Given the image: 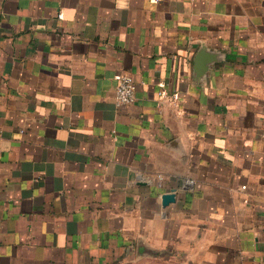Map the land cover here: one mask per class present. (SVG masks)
I'll list each match as a JSON object with an SVG mask.
<instances>
[{"label":"crops","instance_id":"obj_1","mask_svg":"<svg viewBox=\"0 0 264 264\" xmlns=\"http://www.w3.org/2000/svg\"><path fill=\"white\" fill-rule=\"evenodd\" d=\"M0 264H264V0H0Z\"/></svg>","mask_w":264,"mask_h":264},{"label":"built area","instance_id":"obj_2","mask_svg":"<svg viewBox=\"0 0 264 264\" xmlns=\"http://www.w3.org/2000/svg\"><path fill=\"white\" fill-rule=\"evenodd\" d=\"M137 84L133 75L121 74L118 76V84L115 90V100L117 105H130L136 101ZM163 94V92H161ZM195 186L193 179H186L182 187L187 190H191Z\"/></svg>","mask_w":264,"mask_h":264},{"label":"water","instance_id":"obj_3","mask_svg":"<svg viewBox=\"0 0 264 264\" xmlns=\"http://www.w3.org/2000/svg\"><path fill=\"white\" fill-rule=\"evenodd\" d=\"M208 52V53H207ZM215 54L213 52L207 51L205 47H203L196 59H195V72L197 75H204L208 71L209 64L215 61ZM176 201V193L175 190H171L166 192L162 196V204L163 206H168L169 204Z\"/></svg>","mask_w":264,"mask_h":264}]
</instances>
